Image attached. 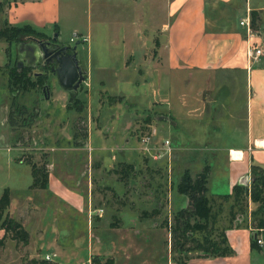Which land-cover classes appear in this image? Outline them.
I'll list each match as a JSON object with an SVG mask.
<instances>
[{"label":"rangeland","instance_id":"obj_1","mask_svg":"<svg viewBox=\"0 0 264 264\" xmlns=\"http://www.w3.org/2000/svg\"><path fill=\"white\" fill-rule=\"evenodd\" d=\"M60 1L65 15L59 28L29 35L56 37L58 45L76 53L84 77L73 92L60 86L39 51L28 65L19 52L28 38L8 31L6 5L0 12V31L7 30L0 38V197L7 189V213L29 234L26 245L4 239L0 264H185L198 258L172 250L171 232L195 221L176 184L185 170L194 178L205 168L207 196L229 195L226 203L216 200L224 211L214 226L225 236L233 227L251 230L252 242L264 252L256 243L264 239V193L254 202L245 193L234 197L237 184L230 193L219 192L230 146L245 138V72H216V88L203 91L211 100L200 120L168 116L159 35L139 42L126 34L134 26L121 24L115 31L113 15L99 16L115 0ZM6 2L10 5L0 0ZM18 74L36 87H14L11 77ZM31 156L48 172L46 189L31 187V169L23 163ZM252 188L249 184L248 191ZM233 200L241 211L229 226ZM154 210L155 216L142 217ZM255 256L253 264H260L264 255Z\"/></svg>","mask_w":264,"mask_h":264},{"label":"crops","instance_id":"obj_2","mask_svg":"<svg viewBox=\"0 0 264 264\" xmlns=\"http://www.w3.org/2000/svg\"><path fill=\"white\" fill-rule=\"evenodd\" d=\"M8 1L10 5L0 4L2 9L6 5L4 14L9 26H30L43 35H47L48 29H58L65 15L60 0ZM67 6L68 11L73 10V3ZM110 8L111 13L101 10L100 18L103 14L113 15L115 31L121 24L134 26L126 29L132 32L126 33L131 40L144 42L148 35L151 40L154 33L159 35L158 53L164 75L161 86L168 116L200 120L211 100L203 97V91L216 88V72H245L249 91L245 138L229 148L230 160L226 162L227 170L221 173L224 184L219 192L230 193L232 185L244 182L245 176L250 177L252 166L260 167L264 173V0H115ZM251 11H256L259 17L254 27L250 25ZM241 20L245 25H240ZM99 22L107 29V21ZM253 46L261 53L251 61L247 51ZM252 235L247 228L228 229L226 238L233 251L231 255L198 257L185 264H253L255 255L264 252L261 247V250L253 247ZM260 264H264V258Z\"/></svg>","mask_w":264,"mask_h":264},{"label":"trees","instance_id":"obj_3","mask_svg":"<svg viewBox=\"0 0 264 264\" xmlns=\"http://www.w3.org/2000/svg\"><path fill=\"white\" fill-rule=\"evenodd\" d=\"M2 5L0 4V12ZM259 20L258 13L256 11L250 12V25L255 26ZM11 34L15 33L19 35L30 36L29 33H36L30 26L12 27L9 30ZM7 30L0 31V38L6 37ZM8 35V34H7ZM12 85L14 87L19 86L25 91H30L36 87V82H29L23 74H18L17 78H12ZM32 156L27 158L23 163H27L31 169L32 184L31 187L35 189H46L48 186V172L44 165H37L33 161ZM251 185L253 186L251 192L248 191V187L242 185H236L233 187L234 197L241 199L242 194L251 196L254 202L261 201V193H264V173L258 166H252L251 168ZM207 184H208V169L205 168L199 175L192 178L188 170H185L178 183L176 184V192L185 196L190 204L191 216L195 220L193 223L186 221L180 228H175L172 231L171 236L174 240L171 249L174 251L182 252H195L197 257L212 256V257H225L233 253L230 248L227 238L219 227H215L216 219L222 215V204L216 205V200H220L221 203L229 201V195H218L216 197L207 196ZM238 201V200H237ZM264 205V204H263ZM9 207V194L5 189L0 197V230L3 231V236L0 238V246L4 245V239L9 237L12 240L20 242L26 245L29 240V234L24 227L16 220L11 218L7 209ZM241 211L240 206L233 200L231 210L227 214L228 225H232L237 215ZM158 214V211L154 210L152 213L142 212V217H153ZM260 228H264L260 227ZM177 245V246H176ZM253 247L254 242H252ZM93 264H113L111 260H106L101 263L99 260H95Z\"/></svg>","mask_w":264,"mask_h":264},{"label":"flooded vegetation","instance_id":"obj_4","mask_svg":"<svg viewBox=\"0 0 264 264\" xmlns=\"http://www.w3.org/2000/svg\"><path fill=\"white\" fill-rule=\"evenodd\" d=\"M27 38L28 39L25 41L26 44L22 43L19 52L22 53L28 65H32L37 60L35 58V53L38 51L42 56L44 65L48 68L47 70L52 73H57V69L60 68L62 64L67 66L71 61L73 62V52L58 45L56 43V37H53L52 40H44L40 36H27ZM31 47L33 48L32 54H30L29 51ZM31 55L33 56L31 57ZM20 66L22 67L23 65L20 64Z\"/></svg>","mask_w":264,"mask_h":264},{"label":"water","instance_id":"obj_5","mask_svg":"<svg viewBox=\"0 0 264 264\" xmlns=\"http://www.w3.org/2000/svg\"><path fill=\"white\" fill-rule=\"evenodd\" d=\"M66 49V48H64ZM30 54L33 53V48L29 49ZM32 57V55H31ZM73 62L71 61L69 65H61L60 68L57 69V79L62 88L68 90L69 92H73L77 89L80 83L83 81V72L78 65V61L76 59V53L73 52L72 54ZM60 64V63H59ZM252 179L251 177L245 176L244 182L241 181L237 183V185H242L248 187L251 184Z\"/></svg>","mask_w":264,"mask_h":264},{"label":"built area","instance_id":"obj_6","mask_svg":"<svg viewBox=\"0 0 264 264\" xmlns=\"http://www.w3.org/2000/svg\"><path fill=\"white\" fill-rule=\"evenodd\" d=\"M240 25H245V21L241 20ZM261 50L258 47H253L247 51V57L249 60L254 61L260 55ZM256 243L261 247H264V241L260 238H256Z\"/></svg>","mask_w":264,"mask_h":264}]
</instances>
